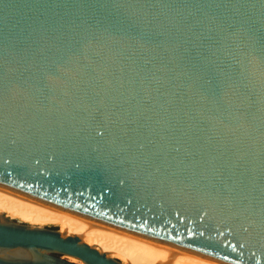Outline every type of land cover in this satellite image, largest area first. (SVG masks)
Masks as SVG:
<instances>
[{
	"label": "water",
	"instance_id": "1",
	"mask_svg": "<svg viewBox=\"0 0 264 264\" xmlns=\"http://www.w3.org/2000/svg\"><path fill=\"white\" fill-rule=\"evenodd\" d=\"M0 187L204 264H264V0H0ZM123 264L0 222V264Z\"/></svg>",
	"mask_w": 264,
	"mask_h": 264
},
{
	"label": "bare ground",
	"instance_id": "2",
	"mask_svg": "<svg viewBox=\"0 0 264 264\" xmlns=\"http://www.w3.org/2000/svg\"><path fill=\"white\" fill-rule=\"evenodd\" d=\"M0 208L24 219L61 223L65 229H72L78 235L93 237L94 241L107 250L114 251L131 262L129 264H204L145 238L68 213L3 187H0ZM61 233L68 235L62 231ZM64 257L67 256H62L63 259Z\"/></svg>",
	"mask_w": 264,
	"mask_h": 264
},
{
	"label": "rangeland",
	"instance_id": "3",
	"mask_svg": "<svg viewBox=\"0 0 264 264\" xmlns=\"http://www.w3.org/2000/svg\"><path fill=\"white\" fill-rule=\"evenodd\" d=\"M0 222H13V223H17V224L26 225V226H29L31 228H49V229H54L60 233H61V231L64 233H68V235H64V236H74L75 235V236H78L81 240H84L87 243L91 244L90 246H92V247L94 246V248H96L100 252L106 253L108 257L116 259L121 263L124 262L123 264L131 263L127 259L122 257L121 255H119L118 253H116L114 251H109L106 248H104L99 242L94 241L93 237H86V236L78 235L72 229H65V227L61 223H53V222H44V221H36V220H31V219L30 220L24 219L20 216L14 215V214H12L6 210H3L1 208H0ZM64 258L66 260L71 261V262L76 263V264H83L81 261L74 259V258H70V257H64Z\"/></svg>",
	"mask_w": 264,
	"mask_h": 264
}]
</instances>
